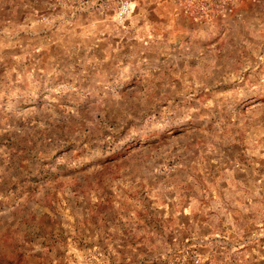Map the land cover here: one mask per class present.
<instances>
[{
  "label": "rangeland",
  "instance_id": "obj_1",
  "mask_svg": "<svg viewBox=\"0 0 264 264\" xmlns=\"http://www.w3.org/2000/svg\"><path fill=\"white\" fill-rule=\"evenodd\" d=\"M88 1L0 0V264H264V2Z\"/></svg>",
  "mask_w": 264,
  "mask_h": 264
},
{
  "label": "built area",
  "instance_id": "obj_2",
  "mask_svg": "<svg viewBox=\"0 0 264 264\" xmlns=\"http://www.w3.org/2000/svg\"><path fill=\"white\" fill-rule=\"evenodd\" d=\"M50 11L63 10L73 14L84 8L88 0H47ZM180 7L182 12L194 21H203L214 16L230 13L234 8L233 0H181ZM131 13L130 3L120 1L114 13V21L118 24L123 23ZM46 18L41 16L38 22H45Z\"/></svg>",
  "mask_w": 264,
  "mask_h": 264
},
{
  "label": "crops",
  "instance_id": "obj_3",
  "mask_svg": "<svg viewBox=\"0 0 264 264\" xmlns=\"http://www.w3.org/2000/svg\"><path fill=\"white\" fill-rule=\"evenodd\" d=\"M156 4H157V7H156V16L160 17L161 15L159 14L158 15V7H160V0H156L155 1ZM264 2V0H240V3L238 5V7H236V9L234 10V12L230 15H226V16H223V17H220L221 20H224L228 17H232L233 15L236 16V17H240V19H243L246 17L247 14H254V15H259V14H263V12L261 11V3ZM173 3V12L176 14V15H179L180 17L178 18L179 21H181V23H183V25H185L186 27H194V24H191L190 22L194 23L193 21L189 20L188 18H186L184 15H182L177 7L175 6V3ZM158 22L160 21V19H157ZM242 24H240L241 26ZM240 30H242V27H239ZM242 33V32H241ZM242 39L244 38H241V43H242ZM144 41V40H143ZM141 41V42H143Z\"/></svg>",
  "mask_w": 264,
  "mask_h": 264
}]
</instances>
